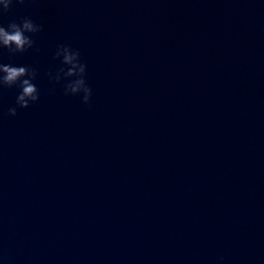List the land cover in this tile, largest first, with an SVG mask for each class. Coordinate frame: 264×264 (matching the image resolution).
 Returning a JSON list of instances; mask_svg holds the SVG:
<instances>
[{"label":"water","instance_id":"obj_1","mask_svg":"<svg viewBox=\"0 0 264 264\" xmlns=\"http://www.w3.org/2000/svg\"><path fill=\"white\" fill-rule=\"evenodd\" d=\"M23 17L44 29L0 63L40 99L0 88V264H264V0H25L0 24ZM61 44L91 106L48 76Z\"/></svg>","mask_w":264,"mask_h":264},{"label":"clouds","instance_id":"obj_2","mask_svg":"<svg viewBox=\"0 0 264 264\" xmlns=\"http://www.w3.org/2000/svg\"><path fill=\"white\" fill-rule=\"evenodd\" d=\"M14 2L23 4L25 0H0V15L9 12ZM43 29L44 26L37 24L31 17H23L19 22L13 20L7 27L0 24V50L7 49L9 57L25 53L35 46L32 36L42 32ZM54 59L61 60L62 66L57 69L54 76L52 72L48 73L50 80L57 84L62 79L68 80L64 94L75 96L82 93V102L91 106L93 93L86 80L87 65L81 62L80 51L61 44L57 47ZM37 76L38 72L35 68L0 63V88L20 89L16 97V105L19 108H29L31 104L39 101V89L33 83ZM8 115L16 116L17 107L9 108Z\"/></svg>","mask_w":264,"mask_h":264}]
</instances>
